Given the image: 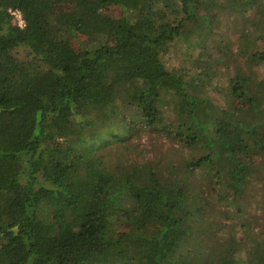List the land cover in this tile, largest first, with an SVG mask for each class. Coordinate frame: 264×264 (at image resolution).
Masks as SVG:
<instances>
[{"label":"trees","instance_id":"1","mask_svg":"<svg viewBox=\"0 0 264 264\" xmlns=\"http://www.w3.org/2000/svg\"><path fill=\"white\" fill-rule=\"evenodd\" d=\"M252 9L239 55L214 22ZM144 133L178 148L129 158ZM256 175L264 0H0V264H264V240L181 254L209 187Z\"/></svg>","mask_w":264,"mask_h":264},{"label":"rangeland","instance_id":"2","mask_svg":"<svg viewBox=\"0 0 264 264\" xmlns=\"http://www.w3.org/2000/svg\"><path fill=\"white\" fill-rule=\"evenodd\" d=\"M114 12L119 13L120 11L115 10ZM259 14L255 9H252L244 17H239L236 12L230 10L222 11L214 22L216 24L214 30L217 34L224 36L225 39L232 41L236 53L239 52L240 55L241 49L249 44L247 42L244 44L245 46L241 45V35L240 31H238L240 22L243 20L250 26V20L254 19L253 21H257L260 18ZM243 54L244 52L242 51L241 61L245 58ZM173 60L176 62L175 59ZM221 85L224 86V84ZM208 94L216 104L222 105L224 103L222 93L211 89ZM135 144L136 147L132 151L133 155L129 157L133 160L140 157L148 160L158 156V158L165 155L170 156L175 153L172 148H178L177 144L171 145V142L163 135L157 136L154 133H144L140 137H136ZM177 153L183 156L189 154L187 150L177 151ZM262 178L263 175L262 177L261 175L252 177L250 184L246 187V194L240 197H234L233 194L227 193L228 198L219 199V194L222 193L220 187L213 188V185L209 187L215 191L211 193L209 191L210 195L206 193L209 204L212 207H206L207 209L203 210L204 213L195 218L198 226L203 228L200 232L199 240L195 246L193 241L189 245H185L181 254L187 255L189 251L196 254L197 250L200 249V244L203 242L206 248H204L202 255L208 256L212 248H236L237 257L241 261L244 258L245 251L249 252V248H251L254 241L264 240V183ZM189 179L192 181L193 177ZM195 180L197 184H204L202 186L206 188L209 186V180L204 177L203 172L196 173ZM129 230L130 228L126 226V223L119 225V233L128 236L127 232Z\"/></svg>","mask_w":264,"mask_h":264},{"label":"built area","instance_id":"3","mask_svg":"<svg viewBox=\"0 0 264 264\" xmlns=\"http://www.w3.org/2000/svg\"><path fill=\"white\" fill-rule=\"evenodd\" d=\"M17 16H18V18H19L20 22H22V20H21V16H20V14H19V13H17Z\"/></svg>","mask_w":264,"mask_h":264}]
</instances>
